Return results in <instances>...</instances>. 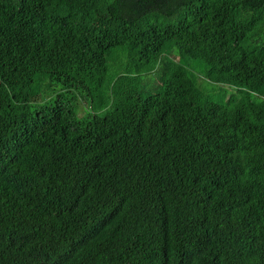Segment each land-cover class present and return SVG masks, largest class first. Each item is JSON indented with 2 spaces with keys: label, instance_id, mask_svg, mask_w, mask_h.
Instances as JSON below:
<instances>
[{
  "label": "trees",
  "instance_id": "trees-1",
  "mask_svg": "<svg viewBox=\"0 0 264 264\" xmlns=\"http://www.w3.org/2000/svg\"><path fill=\"white\" fill-rule=\"evenodd\" d=\"M0 264H264V0H0Z\"/></svg>",
  "mask_w": 264,
  "mask_h": 264
},
{
  "label": "rangeland",
  "instance_id": "rangeland-1",
  "mask_svg": "<svg viewBox=\"0 0 264 264\" xmlns=\"http://www.w3.org/2000/svg\"><path fill=\"white\" fill-rule=\"evenodd\" d=\"M84 104V103H83ZM82 107V106H81ZM82 109V108H81ZM81 109H80V112H81Z\"/></svg>",
  "mask_w": 264,
  "mask_h": 264
}]
</instances>
